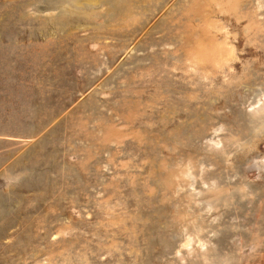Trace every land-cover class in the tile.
<instances>
[{"label": "rangeland", "instance_id": "1", "mask_svg": "<svg viewBox=\"0 0 264 264\" xmlns=\"http://www.w3.org/2000/svg\"><path fill=\"white\" fill-rule=\"evenodd\" d=\"M0 264H264V0H0Z\"/></svg>", "mask_w": 264, "mask_h": 264}]
</instances>
